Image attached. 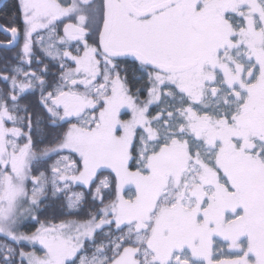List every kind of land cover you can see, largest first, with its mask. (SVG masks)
<instances>
[{
	"label": "snow or ice",
	"instance_id": "obj_1",
	"mask_svg": "<svg viewBox=\"0 0 264 264\" xmlns=\"http://www.w3.org/2000/svg\"><path fill=\"white\" fill-rule=\"evenodd\" d=\"M5 8L0 264H264V0Z\"/></svg>",
	"mask_w": 264,
	"mask_h": 264
},
{
	"label": "trees",
	"instance_id": "obj_2",
	"mask_svg": "<svg viewBox=\"0 0 264 264\" xmlns=\"http://www.w3.org/2000/svg\"><path fill=\"white\" fill-rule=\"evenodd\" d=\"M11 2L12 0H7L3 6L0 8V22H3V20L5 19L4 16H3V12L6 11L7 9L5 8V5H7L8 7L11 6ZM4 40V35L3 34H0V41H3Z\"/></svg>",
	"mask_w": 264,
	"mask_h": 264
},
{
	"label": "water",
	"instance_id": "obj_3",
	"mask_svg": "<svg viewBox=\"0 0 264 264\" xmlns=\"http://www.w3.org/2000/svg\"><path fill=\"white\" fill-rule=\"evenodd\" d=\"M7 0H0V8L3 6V4L6 2Z\"/></svg>",
	"mask_w": 264,
	"mask_h": 264
}]
</instances>
